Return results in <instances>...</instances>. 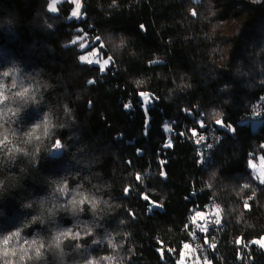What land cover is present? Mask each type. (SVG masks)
<instances>
[{"label": "trees", "instance_id": "obj_1", "mask_svg": "<svg viewBox=\"0 0 264 264\" xmlns=\"http://www.w3.org/2000/svg\"><path fill=\"white\" fill-rule=\"evenodd\" d=\"M50 1L0 0V80L10 96L30 89L6 102L0 236L20 242L0 246V264H176L210 197L221 238L201 256L264 264V184L249 166L250 152L264 165V117L244 122L264 94V0H81L78 19L71 0ZM83 33L110 58L103 71L81 61ZM211 124L203 167L187 135Z\"/></svg>", "mask_w": 264, "mask_h": 264}, {"label": "snow or ice", "instance_id": "obj_2", "mask_svg": "<svg viewBox=\"0 0 264 264\" xmlns=\"http://www.w3.org/2000/svg\"><path fill=\"white\" fill-rule=\"evenodd\" d=\"M58 2H59V0H51V2L48 5L49 11H53V12L57 11L56 4ZM72 3L75 4V9L72 11L71 16L72 17H79L80 14H81L80 13L81 4H80L79 0H72ZM193 14H195V13H193ZM73 43H76V41H73ZM80 46L84 47L83 44H81ZM80 59H81L82 62H87V63H92L93 62L87 56H81ZM108 62H109L108 60L104 61V65H101V71L104 70V66L107 65ZM10 75H11V73L8 72V71H4V72L0 73V76H3V77H8ZM17 87H18L17 82H16L15 79H13L12 82H11L10 88H17ZM19 87H20L21 90L15 92V93H12L11 96H10L5 91L6 86L4 85L2 80H0V106H2V107H0V129H3V133H0V135H3V139H0V145H4L5 147H6L7 140H8V137L6 135L8 129L5 127V125L12 122L11 121V116L17 115V112H13V110L10 107H8L6 102L9 101L10 99H13V98H16V97L20 98L21 100H24L28 96L29 91H30L29 88L24 87L22 84ZM141 95H146V94L142 93ZM5 117H7V119H5ZM47 119L48 118L46 117L45 120H47ZM216 122H217V124H221L223 126V122L222 121L217 120ZM200 126L204 127L203 123H201ZM36 127H40V125H36ZM228 127H231V126L229 125ZM44 131H45V134H47V131H48L47 125H45ZM192 134L194 136L198 135V133L195 130H192ZM29 135H31V133H29ZM204 139H205V137L200 135L199 139L196 142L200 143ZM211 146H212L211 144L207 145V147H211ZM57 147H61L59 142H57ZM2 150L3 149H0V151H2ZM9 151H11V150H9ZM249 166L255 168V165L252 164L251 161H249ZM137 179H140V177L137 176ZM257 179L260 180L261 184H264V173L258 174L257 175ZM245 187H247V185H245ZM58 190L61 191V192H66L67 191L65 188H61V189H58ZM144 198L146 200L148 199L147 196H145ZM86 199H87V197H85L84 199H82L80 201L73 200L72 201L73 207H75V205L77 203H84ZM245 207H248L247 203L245 204ZM197 215L200 216L201 218H203V216H204V214L200 213V212H198ZM193 223H195V219H193ZM215 223L219 224L220 220L217 219L215 221ZM197 227H200V226L197 225ZM201 231H207V228L206 227L205 228H201ZM64 235H66V233L58 234L53 239V241L51 242V244L49 246L51 247V246L54 245L56 248H59L60 247V238H61V236H64ZM77 235H79V234L77 233ZM13 240H15V242L17 244H19V242H20V232L19 231L11 233V234H9L7 236H0V246L3 247V253H2L3 256H5V257L8 256L10 251H11L12 255L16 254L15 253V244L12 245L11 249L9 248L10 242H12ZM204 242H205V244L208 243L207 240H205ZM23 243L24 244H28V248L27 249H25L23 247V244L20 245V248L25 253V255H27V253L29 251H32V252H34L35 257L39 258V257L42 256V251L41 250L45 247L43 242H38L37 240H32L31 242H28L27 240H25ZM253 243H256L260 247L264 248V239L254 241ZM185 247L187 248V247H189V245H185ZM210 247L214 248L215 245H210ZM23 258H24L23 256L20 257V259H23ZM31 258L32 257L30 256L29 259H31ZM6 264H7V262H6ZM205 264H210V262L207 261L206 257H205Z\"/></svg>", "mask_w": 264, "mask_h": 264}, {"label": "built area", "instance_id": "obj_3", "mask_svg": "<svg viewBox=\"0 0 264 264\" xmlns=\"http://www.w3.org/2000/svg\"><path fill=\"white\" fill-rule=\"evenodd\" d=\"M264 117V94L255 98L248 107L246 115L244 117V122L249 123L251 121H261ZM202 135L205 137L203 141L197 143L199 136ZM220 135L217 132V129L214 125H209L204 130L198 132V135H187V140L191 143L192 147L199 155L200 163L203 167H206L210 162L211 152L215 149L217 142L219 141ZM211 144V147L207 145ZM252 158V164L255 165V168L251 167L253 173L255 174L256 170L260 168V162L257 160L255 153L250 152ZM243 185H247V182H243ZM222 209V205L210 197L202 209L204 214L203 219L200 223V228L192 233V244L194 248L201 254L206 255L210 252H214L217 248L219 239L221 238V227L220 224H216L215 221L219 219V215ZM207 228V231H201V228ZM205 240L208 241L205 244ZM210 245H215L214 248Z\"/></svg>", "mask_w": 264, "mask_h": 264}, {"label": "rangeland", "instance_id": "obj_4", "mask_svg": "<svg viewBox=\"0 0 264 264\" xmlns=\"http://www.w3.org/2000/svg\"><path fill=\"white\" fill-rule=\"evenodd\" d=\"M61 1V0H59ZM72 1V0H71ZM51 2V1H50ZM80 4H81V8H82V1L79 0ZM57 5V4H56ZM57 8V7H56ZM81 8H80V13H81ZM75 9V6L73 8V10ZM53 12V11H52ZM56 12V11H55ZM82 17V14H80L79 17H72L71 18H75L78 19ZM89 37L87 36V34H82L81 36H79L78 38H76V43H79L80 45L83 44L84 47H81V49L85 50L86 52L83 53L81 56H87L90 60H92V63L89 64H98V65H104V61L108 60V64L105 66L110 65V59L109 58H105L102 53L101 50L98 46H95V39L89 40ZM91 47V48H89ZM88 49V50H86ZM104 66V67H105ZM142 94V93H141ZM146 94V93H143ZM145 95H141L142 99H143V108L146 110L148 108V102H146L145 100ZM261 121H251L250 122V126L252 130H257V128L261 125ZM260 173H264V165L260 163V168H258L255 172V177H257L258 174ZM202 213V212H200ZM200 216L197 215V213L195 214V218H199ZM203 218L200 217V220L202 221ZM264 239V238H261ZM261 239H257V240H261ZM256 240V241H257ZM185 245H189V247H185ZM208 261V259H207ZM209 262V261H208ZM176 264H205V257L201 256V254L194 248L193 244L190 243H186L183 246V249L181 251V254L179 256V258L176 261ZM212 264V263H210Z\"/></svg>", "mask_w": 264, "mask_h": 264}, {"label": "crops", "instance_id": "obj_5", "mask_svg": "<svg viewBox=\"0 0 264 264\" xmlns=\"http://www.w3.org/2000/svg\"><path fill=\"white\" fill-rule=\"evenodd\" d=\"M197 213H198V212H197ZM194 219H195L196 224H197V225H200V223H201L200 217L196 219L195 216H194Z\"/></svg>", "mask_w": 264, "mask_h": 264}]
</instances>
